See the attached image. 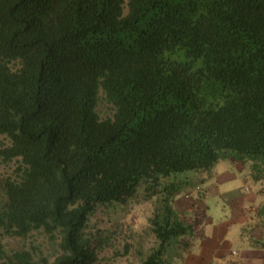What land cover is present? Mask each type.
<instances>
[{
  "label": "trees",
  "instance_id": "1",
  "mask_svg": "<svg viewBox=\"0 0 264 264\" xmlns=\"http://www.w3.org/2000/svg\"><path fill=\"white\" fill-rule=\"evenodd\" d=\"M0 134L19 163L0 178V237L57 246L36 260L0 241V260L95 264L89 217L142 191L156 244L127 264H170L193 231L172 174L264 166V0H0Z\"/></svg>",
  "mask_w": 264,
  "mask_h": 264
},
{
  "label": "rangeland",
  "instance_id": "2",
  "mask_svg": "<svg viewBox=\"0 0 264 264\" xmlns=\"http://www.w3.org/2000/svg\"><path fill=\"white\" fill-rule=\"evenodd\" d=\"M96 110L101 118L112 114V107L105 101L102 92L99 93ZM8 142L7 137L0 134V146ZM240 162H246L248 166H239L230 159H221L209 170L172 174L185 181L174 197L206 198L204 203L209 219L221 222L229 228L230 239H233V233L240 230L243 232L241 240L252 243V224L247 222L249 219L243 220L244 215H237L246 208L251 211L257 207L264 222V166L258 171L260 177L256 178L252 174L251 161ZM18 166L19 163L15 159L9 162L0 160V178L16 177ZM241 199L243 203H240ZM152 200V197L145 199L142 191H139L131 198L96 209L86 225L95 264L138 263L146 256L156 244L147 221L153 210ZM258 202L260 205H257ZM181 216L184 219V216ZM0 241L2 244L9 243L13 247L29 250L36 260L42 256L52 257L57 251L55 242L50 241L42 231H33L25 238L0 237ZM236 241L231 242L233 246L230 247L229 256H237ZM180 243H184L183 239ZM182 251L180 247L168 250L171 256L167 255L168 262L177 264L176 256ZM0 264L8 263L0 260Z\"/></svg>",
  "mask_w": 264,
  "mask_h": 264
},
{
  "label": "crops",
  "instance_id": "3",
  "mask_svg": "<svg viewBox=\"0 0 264 264\" xmlns=\"http://www.w3.org/2000/svg\"><path fill=\"white\" fill-rule=\"evenodd\" d=\"M239 166H248L246 162L230 159ZM253 199V198H247ZM206 198H173V208L184 220L191 223L193 231L191 235L185 236L183 241L185 247L178 258L177 264H264V222L257 211L247 208L237 215H244L243 220L252 224V243L243 242V232L238 230L230 239L229 228L221 222H213L207 217ZM243 200H240V203ZM257 205H260L259 202ZM237 220V218H235ZM232 240L238 248L237 256H229ZM231 244V245H230ZM250 244V245H248Z\"/></svg>",
  "mask_w": 264,
  "mask_h": 264
}]
</instances>
